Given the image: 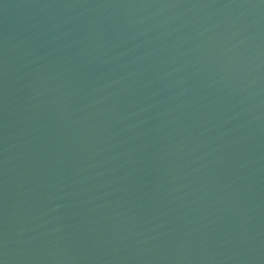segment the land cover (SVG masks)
I'll return each mask as SVG.
<instances>
[{
	"label": "water",
	"instance_id": "water-1",
	"mask_svg": "<svg viewBox=\"0 0 264 264\" xmlns=\"http://www.w3.org/2000/svg\"><path fill=\"white\" fill-rule=\"evenodd\" d=\"M0 264H264V0H0Z\"/></svg>",
	"mask_w": 264,
	"mask_h": 264
}]
</instances>
